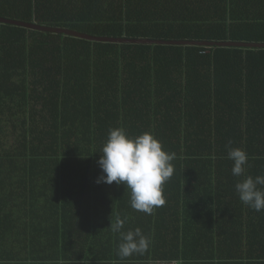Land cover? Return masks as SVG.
<instances>
[{"label": "trees", "instance_id": "16d2710c", "mask_svg": "<svg viewBox=\"0 0 264 264\" xmlns=\"http://www.w3.org/2000/svg\"><path fill=\"white\" fill-rule=\"evenodd\" d=\"M239 1L0 0V18L99 38L264 43V14L229 11L227 5L235 4L239 9ZM147 65L195 72L188 77L198 85L187 91L186 95L194 94L186 96L188 101L190 98L195 103L211 101L215 106L222 101L239 104V90L222 86L232 79L244 82L252 65L261 73L257 80H264V49L99 44L0 25V168H12L7 174L12 176L16 170L36 171L76 160L62 153L66 128L71 131L75 127L83 133L82 138L76 134L78 141L98 151L106 143L111 128L123 127L129 134L133 133L130 123L146 117L174 119L175 110L168 111L169 114L150 110L145 114L132 109L129 105L134 101L132 89L123 85L114 89L118 81L134 80L128 71L145 69ZM200 71L205 75L196 74ZM228 72H235L236 76L227 77ZM207 83L211 85L208 87ZM242 97L241 101H249L253 96L248 92ZM234 111L239 114V107ZM187 112H192L191 117L198 121L207 120V108L196 107ZM261 114L264 119V110ZM162 140L163 145L173 147L193 143L210 149L216 162L226 157L221 151L228 144L239 147L238 141H222L216 136L212 141L204 133ZM199 158L201 153L194 159ZM91 161L83 159L87 165ZM26 175L42 176L34 172ZM29 195L26 208L32 219L25 223L18 222L16 207L8 204L14 197L0 195V264H223L231 260L218 253H188L178 243H170V248L163 249L160 246L163 240L157 241L151 252L124 259L118 256L116 248H110L111 252L105 249L103 253H67L66 235L55 236L57 228L62 231V225L49 223L50 230L48 223L33 217L39 213L44 216V212L46 215L49 201L42 203L41 196L38 201L32 192ZM12 228L20 230V238ZM50 249L54 251L48 252Z\"/></svg>", "mask_w": 264, "mask_h": 264}, {"label": "crops", "instance_id": "0c3cea01", "mask_svg": "<svg viewBox=\"0 0 264 264\" xmlns=\"http://www.w3.org/2000/svg\"><path fill=\"white\" fill-rule=\"evenodd\" d=\"M227 7L229 11L239 10L242 14H264V0H240L239 9L235 4ZM197 73L205 75L204 71ZM193 74V71H175L152 65L128 71L134 80L118 81L114 89L120 85L132 89L134 101L129 103L130 108L142 110L145 114L150 110L160 111V114L177 111L174 119L150 120L146 117L143 121L130 123L133 133L129 135L136 137L151 132L162 142V139H183L184 134L191 138L194 134L204 133L208 138L212 137V141L214 136L222 141H238L239 147H229L228 144L221 151L226 157L216 162L214 151L210 154V149L196 147L193 143L173 147L162 142L166 151L175 153L172 161L174 174L163 185L165 204L156 207L149 215L131 207V190L125 185L96 183L101 174L97 161L102 148L97 151L84 141H78L76 134L82 138L83 133L77 132L75 127L71 131L66 128L62 153L76 160L64 166L40 167L36 171L20 169L12 176H7L12 168H0V195L14 197L8 204L11 208L16 207L18 222L32 219L26 208L29 192H32L38 201L39 196L42 203L49 201L48 213L45 215L44 212V216L39 213V216H33L34 219L48 223L47 229L50 230L49 223L62 225V231L57 228L55 236L66 235L67 248L71 249L67 253H103L105 249L111 252L110 248L118 251L120 234L110 225L119 217L125 221L121 231L139 227L149 238L150 246L144 253L151 252L157 241L163 240L165 242L160 243L163 249L170 248V243H178L188 253L204 251L231 259L223 264H264V211L256 212L243 204L235 189L236 183L249 175H264V119L261 114L264 110V80H257L261 73L252 65L244 82L232 79L222 86L238 89L240 103L222 101L215 106L211 101L195 103L193 98L186 100V96L194 95H186L187 91L198 85L196 80L188 77ZM226 75L233 77L236 73ZM248 92L253 97L241 101L242 95L246 96ZM259 92H263L262 95ZM196 107L207 108V120L198 121L191 117L192 112H187ZM237 107L239 114L234 111ZM216 110L220 113L212 112ZM229 148H241L247 152L249 159L242 177L232 174ZM199 153L202 158L194 159ZM83 159H92L91 164H84ZM29 172L42 176H27ZM21 205L22 209L19 208ZM14 232L20 238V230ZM216 249L221 251L214 252Z\"/></svg>", "mask_w": 264, "mask_h": 264}, {"label": "clouds", "instance_id": "9594fccd", "mask_svg": "<svg viewBox=\"0 0 264 264\" xmlns=\"http://www.w3.org/2000/svg\"><path fill=\"white\" fill-rule=\"evenodd\" d=\"M97 161L101 174L96 183L123 184L131 190V207L151 215L156 207L165 204L163 185L174 174L175 153L163 148L162 142L151 132L130 136L123 127L111 128L107 141ZM228 159L233 161L232 174L244 176L248 164L247 152L241 148H229ZM243 204L255 210L264 211V175L247 176L235 185ZM125 221L117 217L110 227L120 234L117 254L121 259L133 254H143L150 246V240L137 227L121 231Z\"/></svg>", "mask_w": 264, "mask_h": 264}, {"label": "water", "instance_id": "95a60500", "mask_svg": "<svg viewBox=\"0 0 264 264\" xmlns=\"http://www.w3.org/2000/svg\"><path fill=\"white\" fill-rule=\"evenodd\" d=\"M0 25L21 28L25 30L35 31L44 34H53L66 36L70 38L80 39L90 43L99 44H113V45H132V46H160V47H199L208 49H264V43H199V42H164V41H150V40H128V39H112L99 38L88 36L76 31L43 27L36 24H27L18 21L7 20L0 18Z\"/></svg>", "mask_w": 264, "mask_h": 264}]
</instances>
